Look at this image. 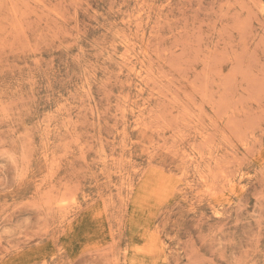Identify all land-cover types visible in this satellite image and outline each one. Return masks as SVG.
<instances>
[{"label":"rangeland","instance_id":"374dc122","mask_svg":"<svg viewBox=\"0 0 264 264\" xmlns=\"http://www.w3.org/2000/svg\"><path fill=\"white\" fill-rule=\"evenodd\" d=\"M0 264H264V0H0Z\"/></svg>","mask_w":264,"mask_h":264}]
</instances>
